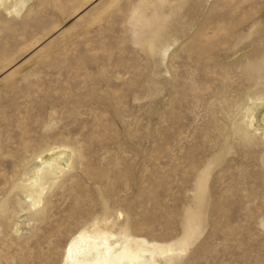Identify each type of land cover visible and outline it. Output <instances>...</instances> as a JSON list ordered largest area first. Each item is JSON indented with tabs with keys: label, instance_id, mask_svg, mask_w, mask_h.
I'll return each mask as SVG.
<instances>
[{
	"label": "rangeland",
	"instance_id": "374dc122",
	"mask_svg": "<svg viewBox=\"0 0 264 264\" xmlns=\"http://www.w3.org/2000/svg\"><path fill=\"white\" fill-rule=\"evenodd\" d=\"M263 56L264 0H0V264H63L97 224L157 264H264Z\"/></svg>",
	"mask_w": 264,
	"mask_h": 264
},
{
	"label": "bare ground",
	"instance_id": "6f19581e",
	"mask_svg": "<svg viewBox=\"0 0 264 264\" xmlns=\"http://www.w3.org/2000/svg\"><path fill=\"white\" fill-rule=\"evenodd\" d=\"M255 71L253 75H255L256 80L254 81L253 87L258 90L259 81L264 79V62L262 63L261 61ZM248 101L251 102V105L246 109L245 114L249 120V124L253 126L256 121L264 128V88L251 92L248 96ZM236 106V104L233 105V107ZM236 131L241 132L240 136L243 141H254L240 127ZM62 160L64 164L61 163ZM41 162L46 166L38 168L34 179H29L28 184L24 187L26 198L29 200V210H35L37 218L45 214V208H40L44 200L45 191L55 186L59 176L69 167L70 154L64 150L58 151L50 154L46 161L42 159ZM46 168V172L41 174ZM207 178V171L198 177L199 202L204 198ZM97 225L92 230L79 232L71 240L65 249L63 264H157L156 258L158 256L163 257L171 252H175L172 251L171 247L151 246L144 239L130 238L131 235L129 236L127 232H124L125 234L119 237L117 234L108 232Z\"/></svg>",
	"mask_w": 264,
	"mask_h": 264
}]
</instances>
